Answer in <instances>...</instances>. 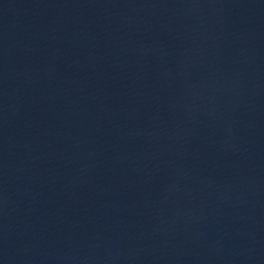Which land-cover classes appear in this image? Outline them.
<instances>
[{"label":"water","instance_id":"95a60500","mask_svg":"<svg viewBox=\"0 0 264 264\" xmlns=\"http://www.w3.org/2000/svg\"><path fill=\"white\" fill-rule=\"evenodd\" d=\"M0 264H264V0H0Z\"/></svg>","mask_w":264,"mask_h":264}]
</instances>
